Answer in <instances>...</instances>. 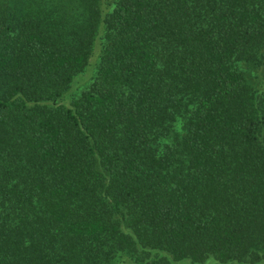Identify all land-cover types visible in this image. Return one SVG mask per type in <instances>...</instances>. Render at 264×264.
Listing matches in <instances>:
<instances>
[{
  "label": "trees",
  "instance_id": "16d2710c",
  "mask_svg": "<svg viewBox=\"0 0 264 264\" xmlns=\"http://www.w3.org/2000/svg\"><path fill=\"white\" fill-rule=\"evenodd\" d=\"M0 264H264V0H0Z\"/></svg>",
  "mask_w": 264,
  "mask_h": 264
},
{
  "label": "rangeland",
  "instance_id": "374dc122",
  "mask_svg": "<svg viewBox=\"0 0 264 264\" xmlns=\"http://www.w3.org/2000/svg\"><path fill=\"white\" fill-rule=\"evenodd\" d=\"M91 60H92V63H91V65H89V68L86 70V72H84L83 79L78 84L79 85L78 87H80V86L84 87L91 80L90 77H91V75L93 73V70H94L95 63H96L97 58L96 57L95 58L93 57Z\"/></svg>",
  "mask_w": 264,
  "mask_h": 264
}]
</instances>
